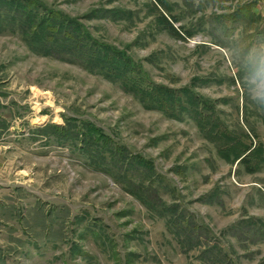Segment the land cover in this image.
Segmentation results:
<instances>
[{"label": "rangeland", "instance_id": "obj_1", "mask_svg": "<svg viewBox=\"0 0 264 264\" xmlns=\"http://www.w3.org/2000/svg\"><path fill=\"white\" fill-rule=\"evenodd\" d=\"M262 67L264 0H0V264H264Z\"/></svg>", "mask_w": 264, "mask_h": 264}, {"label": "clouds", "instance_id": "obj_2", "mask_svg": "<svg viewBox=\"0 0 264 264\" xmlns=\"http://www.w3.org/2000/svg\"><path fill=\"white\" fill-rule=\"evenodd\" d=\"M259 75H260V82L257 87V95L264 98V67H262V70Z\"/></svg>", "mask_w": 264, "mask_h": 264}, {"label": "trees", "instance_id": "obj_3", "mask_svg": "<svg viewBox=\"0 0 264 264\" xmlns=\"http://www.w3.org/2000/svg\"><path fill=\"white\" fill-rule=\"evenodd\" d=\"M56 126V125H55ZM58 128V126H56Z\"/></svg>", "mask_w": 264, "mask_h": 264}]
</instances>
